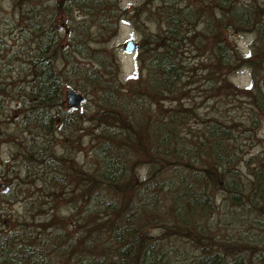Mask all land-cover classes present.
Listing matches in <instances>:
<instances>
[{
  "label": "trees",
  "instance_id": "trees-1",
  "mask_svg": "<svg viewBox=\"0 0 264 264\" xmlns=\"http://www.w3.org/2000/svg\"><path fill=\"white\" fill-rule=\"evenodd\" d=\"M10 1L17 19L24 9L32 12V19L39 18L40 11L34 13L36 5L48 9L49 14L44 24L39 19L31 23L33 33H37L34 41L22 37L28 47L22 50V62L14 71L24 79L0 80V98H9L10 86L23 93V105H27L25 111H20L22 129L44 135L25 153L34 169L39 165L34 172L36 180L46 179L52 184L55 192L51 196L56 197L52 203L58 199L62 204L59 208L65 207L68 212L60 215L56 207L48 206L51 210L38 223L25 218L19 228L9 229L10 237L2 238L4 232L0 231V249L8 244L14 248L8 253L2 250L7 256L0 257V263L53 264L54 259L55 264H264V229L259 228L264 217V153L253 156L250 164L247 157L248 167L240 165L250 171L241 183V171L235 167L238 126H255L260 114L264 115V68L253 59L256 52L264 55V44L251 45L248 56H253L243 57L234 47L232 50L225 45L218 31L207 32L212 24L230 22L234 28L254 33L256 42L263 41L264 0L261 5L258 0H157L161 5L142 0L131 14L116 5V0ZM73 11L86 18L73 19L77 23L76 36L69 38L68 45H83L79 41L86 36L88 19L97 23L98 33L90 32L97 35L112 31V20L119 14L156 22V32L141 30L140 73L138 70L128 81L136 84L133 95L126 93L131 90L126 84L123 91L121 85L111 84L107 74L88 82L96 73L75 67V72L83 71L91 92H99L93 98L95 108L69 111L56 102L63 88L61 80L68 82L70 77L66 73L68 46H62L57 38L54 21L56 15L70 16ZM203 42L210 43L204 52L210 53V62L191 63L190 56L200 50L198 45ZM58 58L62 63H56ZM242 65L251 68L252 76L246 88L238 89L228 81V74ZM197 68L208 76L206 91L233 95L235 101H240L236 107L230 105L229 116L213 118L200 132L189 127L199 119L192 101L182 104L187 106V115L178 108L168 112L161 102L164 98H188L187 85H192V72ZM231 102L224 101L227 105ZM53 110L58 114V123L53 119ZM85 120L94 126L85 129ZM55 132L61 135V149L54 148L58 144L50 145ZM219 148L223 149V157L216 153ZM77 152L79 156H75ZM133 152L137 153L131 162L124 158ZM139 166L146 170L137 175ZM170 170H175V179L160 177ZM23 182L16 185L24 186ZM220 182L228 192L235 193L232 203H226ZM232 206L237 207L234 213ZM53 222L60 224L59 228L53 225L56 236L43 239L39 227ZM26 225L32 228L25 229ZM154 228L158 233H152ZM65 237L69 244H59ZM129 247L131 253L127 252Z\"/></svg>",
  "mask_w": 264,
  "mask_h": 264
},
{
  "label": "rangeland",
  "instance_id": "rangeland-1",
  "mask_svg": "<svg viewBox=\"0 0 264 264\" xmlns=\"http://www.w3.org/2000/svg\"><path fill=\"white\" fill-rule=\"evenodd\" d=\"M159 1L162 3V1L167 0ZM261 1L263 0H258L260 5L262 4ZM243 2L248 3L249 0H239V3ZM11 4L12 1L10 0H0V80L5 81L6 77H11L14 81L15 79L17 81H22L24 77H17L14 71L16 67L20 66V62H22V50L25 47H28V41H25V39L22 37H25L30 41H34L35 37H37V33H33L34 27H31V23L35 24L37 19H39V22L42 21L41 24H44L46 22V16L49 13H47L48 9L42 7L41 5L35 6L32 4V6H35L34 13L37 14L40 11L41 16H39V18L32 19L30 17L32 12L28 9H24L22 17L17 19L16 12L13 11ZM141 4L142 0H116V5H119L121 9L126 10L127 14H131L132 11H134L135 8ZM154 4L161 5L157 2V0H154ZM187 4H189V2H187ZM41 8H44V11L40 10ZM161 15L165 17L164 14ZM56 18L57 21H54V26L57 27L56 30L59 34L57 38L60 40L62 46H68L66 54L68 56L69 62L66 67V73L70 77L69 81H71V85H69V81L67 82L65 80H61L63 86L62 90L66 89L67 87H71L83 95L84 100L82 102V106L78 110L92 111L95 108L93 105V101H95V99L93 98L99 92H91L92 86H89V83H87L86 78L83 76V71L75 72V67H80L84 70L91 69L94 73H96L92 77L88 78V82H90V78H94L102 74L106 76L107 74V78H109L108 80L111 84L121 85L120 89H122V91L124 90V85L126 84L128 87H131V90L126 93L133 95L134 91L132 89L133 87L135 89L136 84L134 83L133 85H130V82L128 83V81L138 74V53L140 50L138 45L141 43V39L143 37L141 30L145 31V33L154 31L157 25L156 22H145L143 16L138 19H134L129 17L123 18L122 14H119L116 19L112 20L114 23V28L112 31L101 32L103 31L101 29V34L97 35L90 34V32L98 33L96 32L98 29L95 30L97 23L92 19H88L87 26L84 31V33L86 32V36L83 37L82 41H79L83 43V45H68L69 38L76 36L75 28L77 27V23H74L73 19L78 21L83 20L86 17L79 11L78 13L73 11L70 16L59 14L56 15ZM199 25L196 28L197 31L201 30ZM230 25V22L222 23L219 21L218 24H212L210 30L207 32L213 33L218 31L221 34L220 37L223 39L225 45H227V47L230 49L234 47L235 51H237L243 57L248 56L250 50L253 48L251 45L264 44V40L261 42L255 41L254 33L244 31L239 28H234ZM63 26L64 32L62 30ZM154 32H156V30ZM128 40H132L136 45L135 50L131 53L124 51V44ZM193 45H196L195 42ZM198 46L200 47V50H195L194 54L190 56L191 63L199 62L208 64L210 62L208 59L210 53L204 52L205 50H208L207 47H210V43L205 44V42H203ZM261 54L262 53L256 52V58L253 57V59H258L261 62V68H264V55L261 56ZM249 56L253 55L250 54ZM56 63H62V58L56 59ZM59 67L63 66L61 65ZM199 69L200 68H197L194 72H192V85H187L188 98L178 99L177 101H174V99L170 100V98H164L161 100V102L163 104V108L167 109L168 112H170L172 108H178L176 110L187 115V106H183L182 104L187 102V100L192 101V103H194L192 109L196 110L199 119H197L195 123H190L189 127L192 129V131L199 130L200 132V130L203 129V126L213 118L225 119L227 116H229L227 113L229 111L228 108L230 105L236 107L238 104H240V101H235L233 95H216L215 90L206 91L208 81L205 80L208 79V76H204V72L203 74L200 73ZM232 69L233 70H231L228 74V81L238 89L246 88V86H248L249 82L251 81V68L247 65H242ZM142 73V76H144L145 70H143ZM262 74L263 73L260 74L261 78ZM255 77L258 79L256 74ZM97 87V85L93 86L95 89ZM8 89L11 91L9 98L6 97V100L0 98V231L4 232L2 238L10 237L7 235L9 229L19 228L21 223L26 222L25 218H30L38 223L39 219H42V217L46 216V212L50 211L52 207H56L58 209L57 214L60 215L68 212L65 207L64 210L59 208L58 205L62 204L58 203V199L54 202L56 205L52 203L56 199V197L52 199L51 196L54 195L53 192H55V190L52 188V184L48 183L46 179L43 181H41V179L36 180L37 176L34 172L37 168H39V165L34 169V167H32L29 162L28 155L25 152H28V150L33 147V143L34 146L39 144L40 139L44 138V135L40 133L42 136H37L36 133H33L30 129H22L20 124L22 115H20V111H25L26 108H24V106L27 104L23 105V93L20 95V92L15 89V86H10ZM15 95L16 97L13 98ZM170 97L174 98L173 95ZM224 101L232 102L227 105L224 103ZM157 104L158 102L154 103V107H156ZM241 104L243 105V102ZM29 108L30 106L28 105L27 109ZM61 108L67 110L66 101L62 103ZM166 111H164V113ZM51 112L54 116L53 119L56 121L55 123H58L59 117L57 112L55 110ZM239 118H241V116H239ZM259 119L260 120L257 122L258 124L256 123L255 126L249 124H246L247 126L245 125L244 128L238 126L239 129L236 131L238 148L236 149L237 155H235L236 158L239 159L241 166L242 164H245L247 157H249L248 163L250 164L253 163V156L262 152L264 153V115L260 114ZM122 121V125H125L126 122H124V119H122ZM183 123L187 125V120H184ZM82 125L85 127V129L94 126L92 123H89L88 120L83 121ZM57 126L55 129H57ZM42 128L39 127V129ZM185 129H187V126ZM87 138L88 135L85 136V139ZM61 141V135L58 132H55L52 140H50V145L53 146L58 144V147L54 148L61 149L59 146L61 145ZM224 146L229 148L225 142ZM69 148H71V144L69 145ZM136 153L137 152H133L131 155L126 154L124 155V158L131 162L132 159L135 158ZM78 154L79 153L77 152L75 156H79ZM124 158L122 157V159ZM249 164H247L245 168L248 167ZM145 170V166H139L136 170V173L137 175H140L143 174ZM174 171L175 170L166 171V173L162 174L160 177L171 176L173 179H175L173 176V174H175L173 173ZM178 171L180 170L178 169ZM20 181H25V183L23 182L25 185H16V183H20ZM48 192L49 194H47ZM36 195L39 197L38 199L36 198ZM59 195L62 198L65 197V194L62 195L59 193ZM35 201H38L39 204L34 205ZM48 206L52 207L50 208ZM159 211H163V209L159 208ZM57 214H55L56 217L61 218L57 216ZM29 224H31V222ZM56 224L53 222L51 224H46L45 227H39V232H41L40 235L43 239L48 240L49 238H54V236H56V233L54 232V226H56V228L60 227V224L59 226ZM28 225H26L25 229L32 228ZM42 229L45 233H42ZM254 230L258 231L257 228H254ZM158 231V228H154L152 233L156 234ZM25 241L26 243L29 242V240ZM69 242V238L65 237L64 241L61 239L59 244H69ZM45 243L47 244L48 242ZM2 250L8 253V251L14 250V248L8 244L4 247V249H0V257L6 259L7 254H4ZM70 250L72 251V249ZM52 263L55 264L54 259H52ZM71 264H74V261H72Z\"/></svg>",
  "mask_w": 264,
  "mask_h": 264
},
{
  "label": "bare ground",
  "instance_id": "bare-ground-1",
  "mask_svg": "<svg viewBox=\"0 0 264 264\" xmlns=\"http://www.w3.org/2000/svg\"><path fill=\"white\" fill-rule=\"evenodd\" d=\"M133 18H135V19H137V17H135V16H133ZM126 20V19H125ZM127 21V20H126ZM69 85H71V81H69ZM75 90V89H74ZM66 101V95H65V89L63 90V92H62V89H61V91L60 92H58L57 93V95H56V102L57 103H60V105H62V103L63 102H65ZM62 102V103H61ZM217 140L218 141H221V145H222V140L220 139V138H217ZM216 153L219 155V156H221V157H223V149H217L216 150ZM244 166H245V164H242V167L244 168ZM195 167H197V166H195ZM235 167H238L239 169H240V171H241V174L239 175V180H240V183H241V180L243 179V178H246L247 177V175L249 174V169H243V168H241L240 167V161H239V159H237V164H236V166ZM237 180H238V178H236ZM225 180H226V184L228 183V179L227 178H225ZM219 185L222 187L223 186V183L222 182H220L219 183ZM230 187H233V185L231 184L230 185ZM234 189H235V187H233ZM233 189V190H234ZM238 188L236 187V190H235V192H237L238 190H237ZM222 191L224 192V199H225V201H226V203L227 204H229V202L233 199V196L235 195V193L233 194V193H230V192H228V190L227 189H224V187H222ZM235 197V196H234ZM230 203H232V202H230ZM237 207L236 206H232V211H233V213H234V210L236 209ZM260 229H264V217L262 216L261 217V219H260ZM105 250V249H104ZM127 252L128 253H131L132 252V249L129 247L128 248V250H127ZM31 263V262H30ZM0 264H3V260H2V262L0 263ZM28 264V263H27Z\"/></svg>",
  "mask_w": 264,
  "mask_h": 264
},
{
  "label": "water",
  "instance_id": "water-1",
  "mask_svg": "<svg viewBox=\"0 0 264 264\" xmlns=\"http://www.w3.org/2000/svg\"><path fill=\"white\" fill-rule=\"evenodd\" d=\"M134 49H135V44L133 43L132 40H128L124 45L125 52L131 53L134 51ZM65 95H66V107L68 109L79 108L81 106L83 101V95L79 91L74 90L71 87H67L65 89Z\"/></svg>",
  "mask_w": 264,
  "mask_h": 264
}]
</instances>
